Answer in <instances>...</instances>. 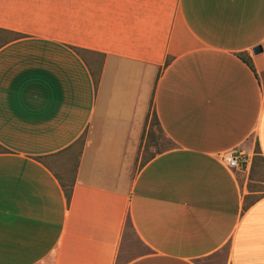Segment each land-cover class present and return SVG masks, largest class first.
<instances>
[{
    "label": "crops",
    "instance_id": "crops-1",
    "mask_svg": "<svg viewBox=\"0 0 264 264\" xmlns=\"http://www.w3.org/2000/svg\"><path fill=\"white\" fill-rule=\"evenodd\" d=\"M0 30V264H264V0H0Z\"/></svg>",
    "mask_w": 264,
    "mask_h": 264
},
{
    "label": "rangeland",
    "instance_id": "rangeland-1",
    "mask_svg": "<svg viewBox=\"0 0 264 264\" xmlns=\"http://www.w3.org/2000/svg\"><path fill=\"white\" fill-rule=\"evenodd\" d=\"M149 125L152 129V138L153 142H150V139L147 138L145 141L147 146L149 145V149H146V152L143 153V159L146 160L148 157L152 156L154 153L160 152L162 149H166L168 147L167 139L163 134L162 130L154 120V113L150 115ZM151 138V140H152ZM155 144L154 151L150 149V146ZM145 145V144H144ZM146 147V146H145ZM145 154V155H144ZM70 152H64L58 157L54 159V172L61 178H64V181L68 182L71 174V169L73 167V161L70 159ZM257 172L253 173L251 176V183H248V188L252 191L264 193V169L259 164L256 165ZM68 169V172H67ZM257 195L256 198H258ZM253 198V197H252ZM255 198V197H254ZM145 249L143 246L136 240L133 235L132 230L127 227L125 231V244L123 247V260L130 259L138 256L140 253H143Z\"/></svg>",
    "mask_w": 264,
    "mask_h": 264
},
{
    "label": "trees",
    "instance_id": "trees-1",
    "mask_svg": "<svg viewBox=\"0 0 264 264\" xmlns=\"http://www.w3.org/2000/svg\"><path fill=\"white\" fill-rule=\"evenodd\" d=\"M21 37H22L21 35H18V34L12 33V32H7V31L0 30V48L3 47L4 45H6L7 43L11 42V41L20 39ZM74 51L78 55H81L83 53V52H80V50H77V49H74ZM240 58L250 68V70L252 72H254V68H253L251 60L248 57H246L245 55H240ZM100 67H99V69L96 72L93 71V70L91 71L95 89L98 86V82H99V78H100V70H101ZM154 120L156 122V125H158L160 127L158 119H157V116H156L155 113H154ZM152 135H153L152 129H151V126L149 125V122H148V129H147V132H146V139L149 138L150 142L154 141L153 138H152ZM151 138H152V140H151ZM84 143H85V134H83L72 146H70L68 149H66V150H64L62 152V153L70 152V156H71L70 159H72L71 162L73 161V167L71 169V174H70V177H69V181L66 182V181H63L60 178L58 179L60 181L62 189L64 190V193H65V196H66V199H67L68 203H69L70 198H71L72 187H73V183L75 181V176H76V172H77V169H78L79 160H80V156L82 154ZM152 147L155 148V144H152V146H150V149ZM146 149H149V145L147 146V143L145 141V145H144V150L143 151L146 152ZM1 151L5 152L6 150L2 149L1 146H0V152ZM259 154H260L259 149L256 148L255 156H254V158L252 160V167L253 166L255 167L260 161H263L262 158L259 156ZM153 156H154V154L152 156L148 157L146 160H143L142 164H144L146 161L151 159ZM126 227L131 228V225L129 223H126Z\"/></svg>",
    "mask_w": 264,
    "mask_h": 264
},
{
    "label": "built area",
    "instance_id": "built-area-1",
    "mask_svg": "<svg viewBox=\"0 0 264 264\" xmlns=\"http://www.w3.org/2000/svg\"><path fill=\"white\" fill-rule=\"evenodd\" d=\"M221 162L229 170L241 171L244 170L246 162L239 155H236L233 152H227L219 156Z\"/></svg>",
    "mask_w": 264,
    "mask_h": 264
},
{
    "label": "water",
    "instance_id": "water-1",
    "mask_svg": "<svg viewBox=\"0 0 264 264\" xmlns=\"http://www.w3.org/2000/svg\"><path fill=\"white\" fill-rule=\"evenodd\" d=\"M260 52H261V49H260V48H256V49L253 51L254 54H259Z\"/></svg>",
    "mask_w": 264,
    "mask_h": 264
}]
</instances>
